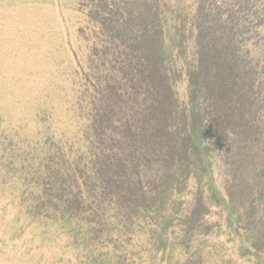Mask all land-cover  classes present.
<instances>
[{
	"label": "trees",
	"instance_id": "trees-1",
	"mask_svg": "<svg viewBox=\"0 0 264 264\" xmlns=\"http://www.w3.org/2000/svg\"><path fill=\"white\" fill-rule=\"evenodd\" d=\"M82 1L104 75L85 97L77 141L67 151L62 136L44 134L39 152L2 142L0 183L17 182L31 216L62 225L90 254L107 249L115 264H228L231 255L264 264L263 98L254 66L240 64L222 31L232 18L221 21L216 0ZM213 232L231 253L205 246Z\"/></svg>",
	"mask_w": 264,
	"mask_h": 264
},
{
	"label": "rangeland",
	"instance_id": "rangeland-1",
	"mask_svg": "<svg viewBox=\"0 0 264 264\" xmlns=\"http://www.w3.org/2000/svg\"><path fill=\"white\" fill-rule=\"evenodd\" d=\"M248 1L216 0L215 13L221 21L226 15L233 20L230 25L222 22V31L234 41L235 53L242 57L240 64L254 66L256 72H249V77L259 79L257 89L263 102L257 107L264 114V0ZM82 2L0 0V145L39 152L41 148L34 145L47 134L55 139L62 136L69 151L70 143L77 141L79 115L89 111L85 97L92 93L93 78L104 75L93 61L95 27ZM176 87L182 98L184 81L180 79ZM259 133L264 134V124ZM3 171L0 177H5ZM13 182L0 183V264H100L106 259L115 264L113 253L104 257L107 249L90 254L82 240L62 225L31 216L28 205L20 200L22 189ZM217 219L205 217L212 227L221 225ZM226 239L213 232L205 246L222 243L226 253H231ZM228 261L245 264L236 255Z\"/></svg>",
	"mask_w": 264,
	"mask_h": 264
}]
</instances>
